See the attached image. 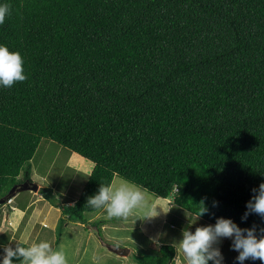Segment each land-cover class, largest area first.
Listing matches in <instances>:
<instances>
[{
    "label": "trees",
    "instance_id": "trees-1",
    "mask_svg": "<svg viewBox=\"0 0 264 264\" xmlns=\"http://www.w3.org/2000/svg\"><path fill=\"white\" fill-rule=\"evenodd\" d=\"M6 2L0 43L28 78L0 88V206L49 140L93 163L57 231L67 220L99 233L87 198L122 177L210 224L264 227L256 214L241 221L264 182V0ZM175 255L162 245L135 260Z\"/></svg>",
    "mask_w": 264,
    "mask_h": 264
},
{
    "label": "clouds",
    "instance_id": "clouds-1",
    "mask_svg": "<svg viewBox=\"0 0 264 264\" xmlns=\"http://www.w3.org/2000/svg\"><path fill=\"white\" fill-rule=\"evenodd\" d=\"M10 15L11 5L6 0H0V25ZM24 65L19 51L10 50L6 44L0 43V88H10L17 82L25 81L28 77ZM153 195L146 186L122 177L119 181L101 183L98 191L87 198L86 207L106 214L109 219L127 221L130 217L142 215L143 220H151L161 214ZM218 203L214 202L213 207H217ZM199 205V217L209 213L210 209L204 201ZM246 209L242 222H246L252 214L264 218V182L252 189ZM29 238L28 234H22L15 247L3 246L0 264H69L62 244L53 247L47 240L29 243ZM225 238L231 239L232 250L238 252L235 258L237 264H244L247 260H259L264 264V227L253 225L242 228L233 219L224 217L217 218L215 224L196 227L195 231L191 227L184 228L182 239L173 241L171 245L176 250L171 264H224L219 245ZM153 239L159 244L156 238Z\"/></svg>",
    "mask_w": 264,
    "mask_h": 264
},
{
    "label": "rangeland",
    "instance_id": "rangeland-1",
    "mask_svg": "<svg viewBox=\"0 0 264 264\" xmlns=\"http://www.w3.org/2000/svg\"><path fill=\"white\" fill-rule=\"evenodd\" d=\"M47 145L49 147L46 149ZM45 149L46 151L44 152ZM38 158L40 161V164L37 166L38 173L33 170L30 176L33 182L35 184H43L46 186L45 188L48 189L53 188V191L56 192L53 196L54 204L77 200L93 169V163L79 154L71 152L49 140L42 141L34 161H37ZM34 166L35 163L32 162L31 168ZM50 168L52 170H49ZM48 170L50 171L49 173H47ZM46 175L47 180L45 182L43 177ZM119 179L120 178H115L114 180L119 181ZM30 191L36 192L34 190ZM32 192L30 195L25 192L21 196L20 201L30 203L34 199L37 200L39 196L32 197ZM63 193L66 194V197L68 196V199L61 197ZM153 199L156 198L153 197ZM41 201H43V198ZM1 205H4V202H1ZM37 207H42V204L40 202L37 203L36 208ZM175 209L179 214H183L182 209L178 207ZM44 214L46 215L45 211ZM96 215H98V217L95 221L99 222L100 225V229H98L99 233L95 228L88 231V228L86 226L83 227L81 223L65 221V223L60 225L57 232L55 231L56 229L53 231L46 229V234H51L49 235L51 238L49 239V237H46L42 239L49 241L53 247L62 244L67 253L69 264H137L135 260L136 256L157 255L158 251L153 246L149 247L148 239L139 228L140 220L143 219L142 215H138L135 218L130 217L127 221L120 218L109 219L106 214L101 212L86 214L85 216L87 219H90ZM184 215L186 217L192 216L188 212ZM48 217V224L50 228H52V224H58L61 213L53 208L48 214ZM136 219L140 220L135 223ZM175 220L179 222L182 219L170 217L169 229L171 224H173L174 227L178 226ZM199 224L203 226L209 223L199 220L198 225ZM103 225L105 226L104 228ZM89 233L92 235L89 236ZM176 235L180 237L178 234ZM15 243L16 242L11 246L13 247ZM231 244V239L225 238L219 245L224 256V264H237L235 258L238 256V252L232 250ZM116 246H121L128 250L131 249L128 258L122 259L110 251L111 248H116ZM145 247H147V249H145ZM1 249L2 247H0V254H3V249ZM210 264H212V262H210ZM244 264H262V262L259 260H247Z\"/></svg>",
    "mask_w": 264,
    "mask_h": 264
},
{
    "label": "crops",
    "instance_id": "crops-1",
    "mask_svg": "<svg viewBox=\"0 0 264 264\" xmlns=\"http://www.w3.org/2000/svg\"><path fill=\"white\" fill-rule=\"evenodd\" d=\"M49 146L47 145L46 149ZM44 150V152L46 151ZM35 163V166L30 169V174H32V171L35 170L37 173V166L40 164L39 158L37 161H33ZM54 166V164H53ZM49 170H52L51 168ZM48 170L47 173L50 171ZM92 172V171H91ZM90 172V173H91ZM31 176V175H30ZM46 176L43 177V179L46 182ZM21 180H25L24 174L20 177ZM31 181H24L22 182L21 186L18 188V190L15 192V195L4 205L0 206V247L12 245L14 242H18L21 238L22 234H28L29 235V243L31 242H39L40 240H43L42 238L49 237L51 238V234H46V229H49L50 231H53L57 228L56 223L52 224V228H50L49 223V217L48 214L50 211L55 208L60 213V205H73L76 200L72 202H61V204H51V202L47 201L43 193H41L42 189H45L46 186L43 184H35L33 182L32 177H30ZM55 181V180H54ZM51 188V187H50ZM34 190L36 192H32L30 190ZM53 196L55 195V191H53V188H51ZM28 193L29 195L31 192L33 193V196H39L37 200H32L29 202H22L20 201L21 196L24 193ZM62 198L68 199V196L66 197V194L63 193L61 195ZM43 198V201H41ZM155 200V206L160 211V215L156 218H153L151 220H140L139 228L142 230L143 234L148 239V245L149 247L153 246L157 251H159V248L162 245H172L173 241H178L179 239H182V230L184 228L190 227L191 230L195 231L196 227L202 226L201 224L198 225L199 220H202L196 216H190L186 217L184 214L186 212L183 211V214H179L176 212L175 208L176 206L173 205V202L171 199H161L156 198ZM36 202V203H35ZM41 203L42 207H37V203ZM7 210V211H6ZM44 211L46 215L44 214ZM102 213V212H101ZM98 217V215L94 216L93 218H90L89 222H94L95 219ZM170 217H177L178 219L181 218L179 222L176 220V224L178 226L174 227L173 224L170 225L169 229V221ZM59 222V221H58ZM66 222H68L66 220ZM173 223V221H172ZM210 224V223H209ZM83 227L84 225L81 224ZM204 226V225H203ZM105 226L103 225V228ZM91 230V228H88V231ZM57 231V230H55ZM167 234V235H166ZM180 237H177V235ZM92 235L89 233V236ZM42 236V237H41ZM153 238H156V240L159 241V244H157ZM147 245V247H148ZM145 247V249H147ZM1 249V250H2ZM114 250H118L120 252L126 253V255H119L115 253ZM112 253L116 254L117 257H121L122 259L128 258V256L131 253V249L122 248L121 246H116L111 248L110 250Z\"/></svg>",
    "mask_w": 264,
    "mask_h": 264
},
{
    "label": "water",
    "instance_id": "water-1",
    "mask_svg": "<svg viewBox=\"0 0 264 264\" xmlns=\"http://www.w3.org/2000/svg\"><path fill=\"white\" fill-rule=\"evenodd\" d=\"M16 190H17V187H14L13 189H12V193L13 192H16ZM3 203V202H2ZM115 251V253H117V254H119V255H126V253H123V252H120V251H118V250H114Z\"/></svg>",
    "mask_w": 264,
    "mask_h": 264
}]
</instances>
